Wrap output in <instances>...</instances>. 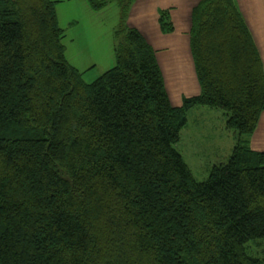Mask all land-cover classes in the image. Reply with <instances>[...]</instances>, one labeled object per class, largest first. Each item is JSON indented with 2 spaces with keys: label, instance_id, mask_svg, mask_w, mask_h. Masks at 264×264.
<instances>
[{
  "label": "trees",
  "instance_id": "1",
  "mask_svg": "<svg viewBox=\"0 0 264 264\" xmlns=\"http://www.w3.org/2000/svg\"><path fill=\"white\" fill-rule=\"evenodd\" d=\"M115 2L113 66L87 82L53 0H0V264H264V67L234 0H199L197 95L170 103L155 49ZM161 9V31L173 29ZM238 138L198 181L174 147L193 106ZM247 137V138H246Z\"/></svg>",
  "mask_w": 264,
  "mask_h": 264
},
{
  "label": "rangeland",
  "instance_id": "2",
  "mask_svg": "<svg viewBox=\"0 0 264 264\" xmlns=\"http://www.w3.org/2000/svg\"><path fill=\"white\" fill-rule=\"evenodd\" d=\"M168 1L167 3L171 4L163 8L168 12L165 21L170 22L173 29L163 32L159 26L157 27L154 49L170 103L173 106H181L184 98L200 92L189 46L191 9L199 0ZM234 1L250 32L251 29L253 31L251 34L257 41V49L264 67V0ZM114 6H117L115 2H110L100 10H92L86 0H61L59 3L56 1L57 22L63 29L62 42L68 62L83 69L87 66L89 58L97 60L96 66L82 74L85 81H92L95 71L100 70L105 62L98 54L97 48L105 53L109 38L112 41V36L108 37L105 33L106 21L116 18L114 27L119 24V14L116 12L118 8ZM161 9L157 10L158 18ZM86 31L88 38L85 35ZM89 50L92 53L82 59L79 58L85 54L84 51ZM225 117L223 110L201 105L193 106L186 112L187 123L182 128L179 141L174 147L181 153L192 175L198 181L207 177L214 164L224 163L228 159L238 138L234 130L226 128ZM250 138H256L258 141L256 147L264 151V125H261ZM252 248L264 250V240L252 244Z\"/></svg>",
  "mask_w": 264,
  "mask_h": 264
},
{
  "label": "crops",
  "instance_id": "3",
  "mask_svg": "<svg viewBox=\"0 0 264 264\" xmlns=\"http://www.w3.org/2000/svg\"><path fill=\"white\" fill-rule=\"evenodd\" d=\"M53 1H55V2L57 1V3L61 2V0H53ZM167 2H169V1L168 0H133V2L131 4V7L129 8L127 17H126V24L128 26L136 28L141 33V35L145 38V40L153 48H154L155 40H156V37H157L156 30H157V27L159 26L158 22H157V18H158L157 10L159 8L163 9V8L168 7L169 6L168 4H171V3H167ZM88 7H89V5H88ZM114 7H117V6H114ZM116 12H118V14H119V10L116 11ZM101 13H103V12H101ZM95 15H100V14H95ZM115 20H116V18H114L111 21L110 20L106 21V23L104 24L105 33L107 34L108 37L112 36V41H111V38H109V44L107 46V51L105 53L102 50H100L99 48H97L98 54L103 58V61H105V62L102 65L103 67L100 70L95 71L94 79L96 77H98L101 73H103L104 71H106L107 69H109L110 67L113 66V63H114L113 62V60H114L113 30L115 28L114 27ZM152 27H154V29H152ZM256 30H257V28H256ZM251 32L253 34L252 29H251ZM258 34H259V32H258ZM85 35L87 36V38L89 37L87 31L85 32ZM253 37H254V35H253ZM255 42H256V45L258 47L256 39H255ZM97 52H95V53H97ZM83 53H85V54L80 55L79 56L80 59L84 58L87 54H90L92 52L89 50L87 52L84 51ZM65 57H66V54H65ZM156 58H157V56H156ZM87 62H88L87 66L83 67V69L75 67L72 64L71 65L73 67H75L76 69H78L79 71H81L82 73H84L86 70H88L89 68H91L93 66H96V64H97L96 63L97 62L96 58H94V59L89 58V61H87ZM261 125H264V110L261 112V114L259 116V120H258L257 126H256L254 132L252 133V135L256 133V131L260 128ZM252 135L250 137H252ZM250 137H249V142H248V145H250V148L253 149V150L261 151V150H258L259 148L256 147L257 144H258V141L256 140V138L253 139V138H250ZM253 141H254V145H252Z\"/></svg>",
  "mask_w": 264,
  "mask_h": 264
}]
</instances>
